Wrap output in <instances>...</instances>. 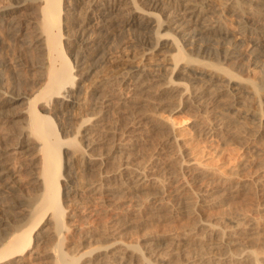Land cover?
Instances as JSON below:
<instances>
[{"label": "bare ground", "instance_id": "1", "mask_svg": "<svg viewBox=\"0 0 264 264\" xmlns=\"http://www.w3.org/2000/svg\"><path fill=\"white\" fill-rule=\"evenodd\" d=\"M136 1L128 0V3H134L131 7L139 12ZM157 1L149 0V4L158 5ZM94 2L102 6L104 13L107 8L110 12L121 3H127V0H111V5ZM24 3L26 1L0 4V28L13 30L14 35L21 36L29 44H32L29 35L32 30L33 46L40 55L39 85L32 93L11 92L0 87V122L6 110L22 106L13 114L14 122L19 124L17 131L11 136L7 135L8 132L4 136L7 141L0 146V181L8 195L4 213L16 214L10 221L0 217V264H264V249L254 247V244L264 242V214H261L262 217L257 214L242 218L236 216L231 226L219 220L197 218L179 238L185 247L183 254L169 250L171 248L161 250L154 238L138 245L117 236L131 225L141 224L140 217L145 212L152 211V214L167 210L171 214L180 213L193 218L216 192L235 193L246 186L234 183L233 176L222 178L217 185H212L209 167L187 157V152L184 153L186 158H183L179 151L173 150V154L162 161L153 153L147 154L149 156L143 163L138 158L144 143L143 136L151 131L165 130L168 143L173 148L178 142L174 132L175 120L156 117L146 107L172 105L170 110L174 113L182 108L204 109L210 102L224 101L222 90L211 86L216 77L207 71L211 64L192 57L190 51L186 53L185 42L200 53L201 45L203 52L210 44L207 41L217 38L240 51L238 55H233L235 59L232 60L239 63L247 51L252 62L248 59V63L243 61L248 74L244 80L253 82L257 78L258 68L264 67V0H163V8L172 15L171 20H165L163 24L172 26L174 34L170 36V41L177 51L170 55L172 66L168 68L169 73L160 71L159 66H155V70L146 65L129 67L119 78L123 88L112 85L108 92L94 98L93 112L81 118L78 131L67 139L60 135L53 113L47 112L50 100L58 104V99H63L64 103L60 106L65 107L72 97L70 91L77 89L79 80L84 77L75 73L76 66L63 46L61 23L64 2L31 0L37 17L29 21L33 22L29 27L17 24L8 17L21 10ZM192 28L197 32L190 31ZM169 32H157L159 47L166 46ZM2 41L0 32V45ZM100 53L96 51L84 55L86 58L80 64H86L81 68L85 74L91 73L95 63L92 60H98ZM227 55L224 58L232 57ZM219 67L213 69H223ZM173 73L174 76L171 75ZM177 74L187 76L186 83L178 81ZM0 75L6 80L4 71H0ZM238 98L234 95L223 104L233 109L240 102ZM115 99L116 108L129 119L122 129L109 122L106 111H95L113 106ZM256 101L263 102L259 98ZM137 115L138 119L132 120ZM262 117L251 118L252 123L247 126L253 137L263 133ZM204 131L210 133L211 128L205 126ZM80 134L85 148L80 146ZM113 136L117 137L116 142ZM13 137L15 141L11 140ZM68 146L81 155L84 170L90 175L82 192L85 195L83 200L91 201L96 195H101L104 205L108 201L117 203L122 197L132 202L129 209L118 212L114 232L86 230L69 222L68 218L72 215H68L63 201L68 198L77 200L80 193L62 182L66 180L62 169L68 168L63 164V153L65 148L69 149ZM250 152L252 154L249 153L245 166L254 162V153ZM16 160L20 161L18 165ZM204 183L209 186L195 195L192 187ZM25 186H29L30 193H24ZM62 186L66 189L64 192ZM147 191L149 195L142 197ZM20 194L25 197L22 203L12 201ZM100 207L93 211L99 213L105 209ZM103 236L112 238L98 243ZM241 242L245 244L242 248L239 246ZM201 243L205 251L200 248ZM196 245L200 249L195 247V250L193 246ZM216 249L222 252L219 256L211 254ZM181 255H184V262H179Z\"/></svg>", "mask_w": 264, "mask_h": 264}, {"label": "rangeland", "instance_id": "2", "mask_svg": "<svg viewBox=\"0 0 264 264\" xmlns=\"http://www.w3.org/2000/svg\"><path fill=\"white\" fill-rule=\"evenodd\" d=\"M23 1H26L25 6L8 17L14 19L17 24L28 25L27 27H29L33 23L29 21H33L37 17L35 4H32L31 0H0V4ZM62 1L64 2L61 23V32L64 35L63 46H65L71 62L76 66L75 73L79 75L81 73L84 76L83 79L79 80L77 89L70 91L72 97L66 102L65 107L60 106L64 103L63 99H58V104L53 103L52 100L48 103L50 108H47V112L53 113L60 135L67 139L72 138L78 131L81 118L89 116L93 112L94 98L102 92H108L112 85L116 88L122 87L119 78L126 69L146 65L150 70H155V66H159L160 71L169 73L168 68L172 66L170 55L177 51L170 41V36L174 34V31L171 30L172 26L163 24L165 20L170 21L172 16L169 15L166 8H163V0H158V5L149 4V0H138L136 2L140 7L138 8L139 12L131 7L134 6V3H128L127 0V3H121L119 7H114L110 12L107 8L104 13L101 9L102 6L96 4L95 0L93 2L87 0ZM96 1L97 3L112 4L111 0ZM142 13L150 15L146 16ZM126 22H130V24H125ZM197 26L202 27L201 24ZM190 31L197 32L193 28ZM0 32L3 36V43L0 45V71L6 73V80L0 75V87L7 88L11 92L32 93L39 85L38 62L40 61L39 52L33 46L34 34L32 30L29 32L32 44L24 41L21 36L14 35L13 30L10 31L9 28H0ZM157 32H161V34L170 33L165 47H159ZM211 41L212 38L207 41L210 44L205 46L203 52L201 45L200 53L194 50L192 45L187 44L188 42H185L183 47L188 50L186 53L191 52L192 57L201 59L203 62H209L210 66H214H209L207 70L208 73L216 76L212 80L213 85L211 86L222 90L223 96L221 95V97L224 98L225 102H228L234 95L239 96L240 102L231 109L224 106V101L216 100L210 102L204 109L182 108L174 113L170 110L172 105L146 107L156 117L175 120L174 132L178 142L173 148L168 143L165 130L151 131L143 136L144 143L143 146L141 145L142 151L140 147L141 154L138 161L145 162L149 153H153L162 161L173 154V150L179 151L183 158H186L184 153L187 152L189 154L187 157L195 158L201 161V165L209 167L211 172L209 181L213 183L212 185H217L222 178L233 176L234 183H243L246 186L240 188V192H216L214 196L209 197V202L203 203L200 212L193 218L180 213L171 214L167 210L161 211L162 214L161 212H153L157 214L155 216L153 213L152 216V211L145 212V215L140 217L141 224L131 225L122 234H117L124 241L142 245L148 238H154L155 244L161 250L162 248H164L163 250L171 248L169 250L183 254L185 247L179 238H181L184 230L193 225L192 222L197 218L219 220L222 224L231 226V222L236 216L242 218L257 214L260 217L261 214H264V120H261V129L263 130L261 135L253 137L247 127L252 123L251 118L264 117V104H262L264 103V67L263 65L259 67L257 78L253 82H248V80H244L248 76L245 62L248 63L249 60L250 63L252 62V59L249 58L250 53L245 51V60L240 59L241 64L238 61L233 62L232 60L235 59L233 55H238L240 51L217 38ZM96 51L102 53H100L98 60H92L95 63H93L94 68H92L91 73L85 74V70L81 68L86 64L80 63L85 60L87 54H93ZM227 54L232 57L224 58ZM219 66L224 70L213 69ZM171 75L174 76V73ZM175 77L184 83L188 78L182 74H177ZM123 92L126 93L125 90ZM258 98L263 102L256 101ZM116 100H114L113 106L98 108L95 111L103 109L108 113L109 122L122 129L129 119L116 108ZM20 107L22 106L18 105L15 109L6 110L2 114L0 146L4 145L5 140L7 141L4 136L8 132L7 135L11 136V133L17 131L19 124L14 122L13 114L19 111ZM230 113L234 114L231 115ZM138 116L132 117V120L138 119ZM16 119L22 120L23 117H16ZM205 126L211 128L210 133L204 131ZM80 139V146L84 147L82 134H80ZM11 140L15 141L14 137ZM113 141L116 142L117 137L113 136ZM67 148L69 149H64L63 164L68 165V168L62 169L63 177H66V180L63 179L62 182L66 184V187L76 189L77 194L80 193V197L76 195L77 200L68 198L63 201V204L67 206L68 215H72L68 218L69 222L86 230L114 232L112 230L116 225L118 212L129 209L132 202L122 197L121 200L119 199L120 201L117 200V203L108 201L107 205H104L101 202L103 199L101 195H96L95 199L92 198L91 201L83 200L82 197L85 195L82 192L86 188L90 175L84 170L81 155L74 153V148L69 146ZM250 151L254 153V162L251 166H245ZM16 163L18 165L20 161L16 160ZM208 186L207 183L198 184L193 186L191 190L196 195L197 192L206 189ZM24 189L25 194L31 191L29 186H25ZM3 190L4 186L0 181V217L10 221L16 214L4 213L5 198L8 195ZM64 190L66 189L62 186V191L64 192ZM144 193L142 197L145 198L150 192L147 191L146 196ZM24 199L25 197L20 194L18 198H14L12 201L22 203ZM100 206L105 209L100 210L99 213L93 211L98 207L101 208ZM164 212L165 214H163ZM158 213L160 214L158 215ZM110 238L112 237L103 236L98 240V243H104ZM94 242L93 240L92 243ZM262 243L254 244L256 245L254 247L258 250L264 249V242ZM240 244V248L245 246L242 242ZM201 245V247L196 245L193 248H203L204 244L201 243ZM221 253L217 249L211 252L212 255L216 256ZM179 259V262H184V255H181Z\"/></svg>", "mask_w": 264, "mask_h": 264}]
</instances>
